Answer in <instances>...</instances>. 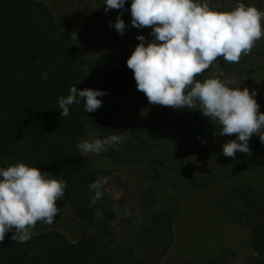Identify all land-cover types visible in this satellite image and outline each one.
Listing matches in <instances>:
<instances>
[{
  "label": "trees",
  "instance_id": "16d2710c",
  "mask_svg": "<svg viewBox=\"0 0 264 264\" xmlns=\"http://www.w3.org/2000/svg\"><path fill=\"white\" fill-rule=\"evenodd\" d=\"M207 2L217 11H231L244 3L264 12V0ZM131 3L126 0L128 11ZM261 25L264 31V19ZM70 34L43 1L0 0V168L23 162L50 173L49 178L67 181L62 201L92 231L76 242L54 229L32 234L24 243L5 236L0 243V264H161L173 243L184 190L236 182L245 174V163L242 157L221 160L212 155L203 164V173L192 168L191 164L206 157L207 151L200 152L199 144L206 137L192 144L188 141L190 146L180 140L178 149L176 138H171L177 134L164 115L175 108L152 105L138 90L129 98L137 84L127 59L117 53L86 57ZM85 65L91 70L86 77ZM215 68L224 72L221 79L234 76L239 87L255 90L254 99L264 112V35L239 63L218 57ZM204 73L197 79H206ZM73 85L104 91L98 97L102 106L85 112L81 100L70 106L67 117H61L58 99L66 97ZM144 105L151 109L145 117L149 123H143L145 129L139 121ZM89 129L95 132L92 141L112 134L126 137L118 150L108 148L95 156L117 169L153 170L151 179L145 173L146 184L138 198L145 218L124 236L105 185L102 197L92 201L95 193L89 185L108 172L93 167L76 148ZM171 177L173 192H168L165 181ZM225 214L232 225L248 231L254 253L250 264H264V192L252 185L234 186ZM231 257L233 252L224 248L202 264H228Z\"/></svg>",
  "mask_w": 264,
  "mask_h": 264
},
{
  "label": "clouds",
  "instance_id": "9594fccd",
  "mask_svg": "<svg viewBox=\"0 0 264 264\" xmlns=\"http://www.w3.org/2000/svg\"><path fill=\"white\" fill-rule=\"evenodd\" d=\"M126 0H104V11L123 10ZM131 24L135 28H151L154 38L145 45V37L137 36L140 43L127 59V67L133 71L137 90L143 92L152 105L175 109L199 110L201 114L217 122L220 135H236L223 145V155L235 157L236 153H250L249 139L257 134L264 143V113L254 99L255 90L229 87L234 82L215 68L210 78L197 79L218 57L227 63H239L242 55L251 52L255 43L264 35L261 21L264 12L255 6L239 3L231 11H217L207 0H132ZM116 17L114 27L124 34L127 25ZM110 25L113 23L109 22ZM74 43L77 34H70ZM85 77L89 66H84ZM47 79V73L43 74ZM99 89H78L73 85L69 94L58 99L61 117L69 115L70 106L84 102L85 112H95L102 106L105 95ZM126 137L112 134L91 142L83 140L76 148L83 154H100L108 148L118 150ZM23 162L0 168V243L5 234L19 243L27 242L38 221L51 225L58 214L57 201L65 194L67 181L49 178ZM108 177L98 178L89 185L95 195L93 203L103 195L101 189Z\"/></svg>",
  "mask_w": 264,
  "mask_h": 264
},
{
  "label": "rangeland",
  "instance_id": "374dc122",
  "mask_svg": "<svg viewBox=\"0 0 264 264\" xmlns=\"http://www.w3.org/2000/svg\"><path fill=\"white\" fill-rule=\"evenodd\" d=\"M40 1L48 5L57 21L67 27L71 34H77L76 42L86 57L93 58L117 53L128 59L140 43L137 36L145 37V45L154 39L150 35L151 28L138 29L132 26L131 13L126 5L123 10L113 9L106 13L104 0ZM121 13V18L127 25L123 35L118 33L114 27L116 17ZM110 21L113 22L111 25ZM213 70L214 66H210L204 73L205 77L210 78ZM227 79L234 82L229 87H239L238 80L234 76ZM136 90V88L132 89L129 98L135 95ZM240 90L243 88L240 87ZM150 110L144 105L143 112L139 117L140 124L144 129L143 123L145 125L149 123L145 117L150 115L148 114ZM259 112L264 113L260 108ZM164 115L165 119H168V123L173 125V133L177 134V136L171 135V138H176L178 149L180 140L184 139L185 143L190 146L193 140L197 141L202 136L206 137L199 144L200 152L207 151V158L201 157L198 162L191 164L192 168L203 173L205 171L203 164H206L207 161L210 162L208 156L212 157L213 155L221 160L230 158L234 160L242 157L246 169L245 174L236 182L220 181L203 190H184L180 197L182 198L181 207L174 226L173 243L161 264H202L207 256H216L218 251L224 248L230 249L234 254V257L228 260V264H250L254 253L249 245V233L241 227L232 225L226 218L225 211L228 196L234 186L238 184L252 185L264 192V143L260 141L257 134H253L248 142L250 153L238 151L234 158L227 157L223 155V145L228 140L236 139V135H220L219 124L204 117L198 109H175ZM151 119L149 118V121ZM159 119L157 118L156 122ZM151 124L154 125L153 122ZM151 124L150 127H152ZM94 135L95 132L89 129L84 140L91 142ZM181 148V150H185L187 147ZM172 150L169 148L171 156L174 154ZM82 155L93 167L108 172V182L105 184V188L113 201V210L121 222L118 229L124 236L129 229L131 230L145 218L138 198L146 184L143 180L145 173L148 172L151 179L153 170L146 171L130 167L117 169L107 159L97 157L93 153H82ZM177 179L180 182L178 177ZM165 182L168 184L166 191L173 192V177ZM57 207L59 211L54 217L53 223L49 225L38 221L32 234L54 229L63 233L70 241L76 242L91 233L92 230L88 226L73 216L62 198L57 201ZM13 235V231L5 234L9 237Z\"/></svg>",
  "mask_w": 264,
  "mask_h": 264
}]
</instances>
